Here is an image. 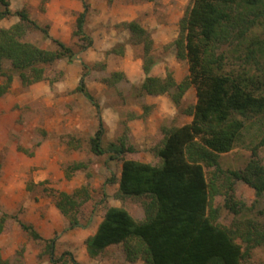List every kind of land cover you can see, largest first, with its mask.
<instances>
[{
  "label": "trees",
  "instance_id": "trees-1",
  "mask_svg": "<svg viewBox=\"0 0 264 264\" xmlns=\"http://www.w3.org/2000/svg\"><path fill=\"white\" fill-rule=\"evenodd\" d=\"M79 1L84 11L77 19L75 35L83 42V49H88L93 45V38L85 30L88 4ZM15 14L19 23L0 28V99L11 91L16 76L26 86L38 83L47 78L49 67L62 59L72 62L77 54L51 37L27 10L13 13L10 0H0V22ZM262 20L264 0H192L175 41L179 57L188 66V75L181 83L172 73L165 78L151 76L155 64L153 39L138 22L125 24L132 44L143 52L147 77L138 89L140 94H169L179 107L192 87L196 103L189 111L191 122L159 137L155 144L161 159L158 166L130 158L136 149L124 137L105 144L106 128L99 112V128L89 140L91 152L109 154L110 160L122 162L120 198L146 197L149 201L143 204L139 217L126 207H108L96 233L85 242L91 258L122 247L128 261L142 260L145 264H264V259L255 255V249L264 247V223L242 218L243 213L256 208V202L264 200V163L258 153L264 147V122L262 139L244 169L226 170L220 162L221 155L230 153L241 140L248 123L264 121V40L254 34ZM30 29L41 31L54 48L44 49L25 40ZM226 45L235 47L232 52L239 69L226 70L223 66L225 57L219 51ZM121 76L115 74V78ZM77 90L100 109L85 84ZM85 168L83 163L74 164L67 174ZM238 182L255 191L252 207L235 196ZM51 192L56 194V206L68 221L67 230L90 224L91 219L86 225L80 220L81 208L89 200L86 189L73 194ZM219 208L235 216L229 226L218 222ZM14 220L35 240L47 243L46 252L53 264H82L71 253L56 258L57 238L43 239L20 212L2 213L0 236ZM0 264H9L1 253Z\"/></svg>",
  "mask_w": 264,
  "mask_h": 264
},
{
  "label": "rangeland",
  "instance_id": "rangeland-1",
  "mask_svg": "<svg viewBox=\"0 0 264 264\" xmlns=\"http://www.w3.org/2000/svg\"><path fill=\"white\" fill-rule=\"evenodd\" d=\"M85 30L93 45L83 49L76 32V22L84 11L79 0H10L13 13L27 10L30 18L47 28L54 39L71 47L77 54L69 62L62 59L48 68L47 78L23 85L14 78L11 91L0 99V218L2 213H21L45 240L57 238L55 257L71 253L82 264H145L130 262L122 247H114L96 258H89L85 242L93 236L105 210L126 207L141 216L148 198L118 196L122 162L110 160L109 154L94 155L89 140L99 128L101 115L105 144L124 137L136 149L130 158L158 166L155 144L165 132L191 122L189 111L196 103V92L190 88L177 107L169 94L141 95L139 87L147 75L143 70L142 48L132 44L125 24L138 22L153 39L155 64L151 76L165 78L172 73L178 83L186 79L188 66L178 55L175 41L180 35L181 20L192 0H86ZM10 16L0 28L19 23ZM255 35L264 40V20ZM25 40L53 49L51 41L36 29H30ZM232 49L222 46L226 70L238 68ZM122 74L115 78V74ZM118 79V80H117ZM85 84L100 105L97 110L77 88ZM100 112V115H99ZM262 122L248 123L234 149L220 157L224 169H244L261 141ZM262 123V124H261ZM264 163V147L258 150ZM85 164L84 170L67 174L74 164ZM114 179V182H109ZM86 189L89 200L82 206V225L67 230L68 221L56 206L54 192L73 194ZM235 196L248 207L256 201L255 191L242 182L236 184ZM220 210L218 222L229 226L235 216ZM255 218L264 223V200L242 218ZM45 241L35 240L14 220L0 236V253L9 264H53L46 252ZM264 259V247L255 249ZM70 257V256H68Z\"/></svg>",
  "mask_w": 264,
  "mask_h": 264
},
{
  "label": "crops",
  "instance_id": "crops-1",
  "mask_svg": "<svg viewBox=\"0 0 264 264\" xmlns=\"http://www.w3.org/2000/svg\"><path fill=\"white\" fill-rule=\"evenodd\" d=\"M89 258H91L90 256H88Z\"/></svg>",
  "mask_w": 264,
  "mask_h": 264
}]
</instances>
